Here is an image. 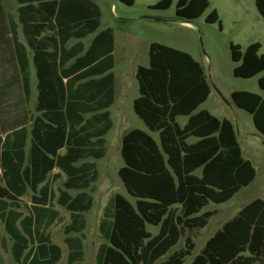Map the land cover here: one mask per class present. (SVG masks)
I'll use <instances>...</instances> for the list:
<instances>
[{
    "label": "trees",
    "instance_id": "1",
    "mask_svg": "<svg viewBox=\"0 0 264 264\" xmlns=\"http://www.w3.org/2000/svg\"><path fill=\"white\" fill-rule=\"evenodd\" d=\"M133 6L135 0H119ZM18 22L33 52L37 74L36 115L27 128L25 102L30 96V60L18 37L17 22L0 0V54L8 55L12 43L21 74L23 98H0V218L12 239L16 264H58L62 249L52 241L50 227L59 218L51 207L54 198L50 174L66 175L59 203L71 213L66 234L81 233L94 199L86 191L97 180L95 164L105 153V135L112 127L108 107L114 100L113 30L101 31L89 49L77 44L65 47L71 38H83L100 25V11L92 0H34L20 2ZM173 0H160L151 7L165 10ZM264 19V0H255ZM211 0H178L177 18L191 23L210 7ZM208 23L222 21L216 9ZM46 33V34H45ZM1 48H3L1 50ZM236 63L234 75L252 78L264 90V53L255 42L244 50L231 43ZM97 78H93L96 77ZM139 96L136 115L150 132L135 128L124 134L119 177L134 203L116 194L105 207L100 223L104 242L98 264H184L194 242L175 247L185 229L204 228L214 215L201 211L209 204L229 201L256 177L253 163L244 157L234 124L208 110L195 112L211 87L201 63L190 53L158 42L149 47V64L136 71ZM234 104L249 112L264 135V98L246 90L231 94ZM11 101L14 105H11ZM188 117L184 126L178 117ZM196 138L190 142V138ZM65 149V153L61 150ZM78 191L72 196L68 191ZM31 194L32 207L22 208V197ZM159 227L152 234L147 226ZM67 264L83 258L81 238H67ZM168 258L159 262L161 258ZM192 264H264V200L245 205L206 242Z\"/></svg>",
    "mask_w": 264,
    "mask_h": 264
},
{
    "label": "rangeland",
    "instance_id": "2",
    "mask_svg": "<svg viewBox=\"0 0 264 264\" xmlns=\"http://www.w3.org/2000/svg\"><path fill=\"white\" fill-rule=\"evenodd\" d=\"M160 0H136L133 6H127L118 0H98L102 9L101 29L112 25L117 33L114 58L115 65V101L109 108L112 114L113 126L105 136V153L100 159L88 158L84 162L94 163L98 176L88 191L94 203L90 211L85 212L86 226L81 233L66 234L65 227L71 223V213L59 203L60 191L66 175L54 169L50 174V182L54 198L51 207L59 212V218L50 227L52 241L61 247L62 258L58 264H67L70 248L67 238H81L83 244V258L74 264H98L97 255L100 245L105 241L100 232V223L104 217L105 207L116 194H122L131 200L119 177V169L124 165L121 155L122 138L125 133L134 128L147 130L144 122L136 115L133 101L139 95L136 70L139 65L149 64V47L152 42H158L176 49L186 51L201 63L207 80L211 86V95L202 108L207 109L219 118L229 119L235 126L238 141L243 149L244 157L254 164L257 175L247 187L222 204L209 203L202 211H213L206 227L200 229H185L178 244L171 252L185 246L186 237H190L195 248L192 255L185 258L184 264H192L194 257L203 249L206 241L221 226L231 219L247 203L255 198L264 199V135L259 133L254 125L252 115L237 107L231 97L234 91L246 90L260 94L264 98V90L258 84L263 73L252 78H239L234 75L236 63L231 57V43L239 44L244 50L252 43L260 42L261 53H264V19L259 14L255 0H211L210 7L202 16L191 23H184L176 16L177 1L173 0L170 8L161 10L151 6ZM112 4L117 5L114 15L111 13ZM5 8L16 16V4L12 0H4ZM216 9L222 21L208 23L206 17ZM111 22L112 24H108ZM20 40L25 43L20 32ZM75 40L70 41L68 46ZM87 46L89 37L84 39ZM32 57L31 51L29 52ZM30 96L25 102L28 112L27 128L30 129L36 112V76L31 65ZM186 118L178 119L182 125ZM148 131V130H147ZM150 132V131H149ZM156 139L158 134L150 132ZM190 138L189 141H195ZM0 183H2L0 170ZM72 196L78 191L69 190ZM31 194L22 197V208L28 213L32 207ZM152 234L159 232L158 226L148 225ZM12 240L5 231L0 220V254L1 264L14 263L11 254ZM168 258L164 256L159 262Z\"/></svg>",
    "mask_w": 264,
    "mask_h": 264
},
{
    "label": "crops",
    "instance_id": "3",
    "mask_svg": "<svg viewBox=\"0 0 264 264\" xmlns=\"http://www.w3.org/2000/svg\"><path fill=\"white\" fill-rule=\"evenodd\" d=\"M3 1V4H4V0H2ZM30 1H34V0H12V2H14L17 6H16V16H14L11 12V14H12V16H13V18L15 19V21L17 22V33H18V37H19V40H20V32L23 34V36H24V39H25V43L24 42H22L21 40V42L24 44V45H26V47H27V51H28V56H29V60H30V67H29V73H30V83H31V71H30V68H31V65L33 66V68H34V71H35V76H36V81H37V83H38V80H37V74H36V69H35V67H34V64H33V52H32V49L27 45V42H26V38H25V35H24V33H23V30H22V26H21V24L18 22V8L21 6V3L20 2H30ZM57 1H59V0H57ZM93 2H94V4H95V6L98 8V10L100 11V14H101V16H100V25L98 26V28L95 30V31H92V32H90L88 35H86L85 37H83V38H71V39H69L67 42H66V44H65V47L67 48V49H70V48H72L73 46H75V45H77V44H82L83 45V49H82V51L79 53V55L78 56H81V55H83L88 49H89V47H90V45H91V43H92V41H93V39L96 37V35L97 34H99L101 31H103V30H106V29H108V28H111L112 30H113V36H114V43H113V52H112V54H113V58H114V50H115V43H116V36H117V33H116V31H115V29H114V27L112 26V25H107L106 26V28H104V29H101V25H102V16H103V13H102V9H101V7H100V5H99V3H98V0H92ZM119 1V0H118ZM135 2H136V0H135ZM122 3V2H121ZM4 7H5V5H4ZM6 9V8H5ZM7 10V9H6ZM117 10V5L116 4H112V6H111V13L114 15V11H116ZM8 11V10H7ZM9 12V11H8ZM108 24H112L111 22H109ZM46 34V33H45ZM87 37H89V43H88V45L86 46L85 45V43H84V39L85 38H87ZM72 40H75V42L73 43V44H71L70 46H68V44L70 43V41H72ZM3 48H1V50H2ZM6 51H8V52H11V53H9L8 55H3V54H0V98H1V104L3 105L4 103H6V102H10V101H8V100H12V99H18V98H23V96H24V94H23V91H22V89H21V74H20V71H19V66H18V63H17V60H16V58H15V54H14V46H13V44L12 43H8L7 45H6ZM31 51V53H32V57L30 58V54H29V52ZM261 52V51H260ZM114 65H115V58H114V62H113V68H114ZM113 68L111 69V72H113ZM137 71V70H136ZM113 74H114V72H113ZM93 78H97V76L96 77H93ZM138 82V81H137ZM37 83H36V89H37ZM211 87V86H210ZM138 91H139V85H138ZM30 92H31V88H30ZM37 95H38V91H37ZM210 95H211V93H210ZM209 95V96H210ZM139 96V95H138ZM137 96V97H138ZM136 97V98H137ZM208 99H209V97H208ZM207 99V100H208ZM135 100V99H134ZM207 100L204 102V103H202L200 106H199V108L195 111V112H198V111H200V110H207V109H204V108H202L203 107V105L207 102ZM114 101H115V75H114V100H113V103H114ZM36 102H37V100H36ZM113 103L108 107V110L110 111V107L113 105ZM133 103H134V101H133ZM14 105V102L13 101H11V105ZM134 108V107H133ZM35 109H36V106H35ZM210 112V111H209ZM211 113V112H210ZM110 116H111V120H112V114H111V111H110ZM182 117H184V118H186V121H185V123L187 122V119H188V117H185V116H180V117H178V119L179 118H182ZM219 118V117H218ZM178 119H177V121H178ZM221 119V118H220ZM223 119V118H222ZM185 123L184 124H180L181 126H184L185 125ZM112 126H113V120H112ZM147 128V127H146ZM111 129H112V127H111ZM110 129V130H111ZM135 129V128H134ZM140 129V128H139ZM109 130V131H110ZM132 130V129H131ZM148 130V129H147ZM147 130H145V131H147ZM130 131V130H129ZM148 132H149V130H148ZM108 134V133H107ZM106 134V135H107ZM105 135V136H106ZM192 138H194V137H192ZM123 139V138H122ZM196 139V138H195ZM106 140V139H105ZM197 140V139H196ZM195 140V141H196ZM195 141H190V142H195ZM106 143V142H105ZM122 147V146H121ZM243 150V149H242ZM61 153H65V149H63V150H61ZM244 155V154H243ZM90 158H92V157H90ZM88 159V158H87ZM95 159V158H94ZM84 160H86V159H84ZM250 160V159H249ZM251 161V160H250ZM84 161L83 160H81L78 164H81V163H83ZM252 162V161H251ZM88 163H90V162H88ZM94 164V163H93ZM254 165V164H253ZM255 167V166H254ZM57 169V168H56ZM256 169V168H255ZM1 170V169H0ZM60 171V170H59ZM256 175H257V171H256ZM1 178H2V170H1ZM256 178V177H255ZM255 180V179H254ZM0 184H2L3 185V182L2 183H0ZM93 184V183H92ZM91 188H92V186H91ZM234 197V196H233ZM232 197V198H233ZM255 199H257V198H255ZM260 199H262V198H260ZM254 200V199H253ZM252 200V201H253ZM264 200V199H263ZM251 202V201H250ZM249 202V203H250ZM248 204V203H247ZM247 204H245V205H247ZM244 205V206H245ZM243 206V207H244ZM242 207V208H243ZM241 208V209H242ZM240 209V210H241ZM239 210V211H240ZM238 211V212H239ZM237 212V213H238ZM237 213H236V215H237ZM234 217V216H233ZM232 217V218H233ZM231 218V219H232ZM0 220L2 221V219L0 218ZM230 220V219H229ZM228 220V221H229ZM3 222V221H2ZM227 222V221H226ZM225 222V223H226ZM4 224V223H3ZM223 226V225H222ZM221 226V227H222ZM4 227H5V225H4ZM7 233V232H6ZM10 237V236H9ZM12 240V239H11ZM207 242V241H206ZM206 244V243H205ZM12 245V244H11ZM205 246V245H204ZM11 250V249H10ZM1 262H2V257H1V254H0V264H1Z\"/></svg>",
    "mask_w": 264,
    "mask_h": 264
}]
</instances>
